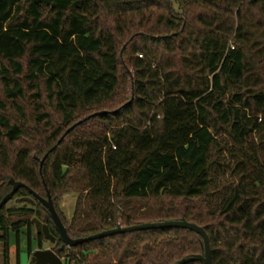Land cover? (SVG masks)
<instances>
[{"label": "trees", "instance_id": "1", "mask_svg": "<svg viewBox=\"0 0 264 264\" xmlns=\"http://www.w3.org/2000/svg\"><path fill=\"white\" fill-rule=\"evenodd\" d=\"M18 183L50 193L72 239L186 220L208 234L212 264H264V0H0V202ZM10 202L4 264L11 233L17 264L21 231L29 257L34 238L43 248L34 218L67 264L204 255L183 229L69 249L26 189Z\"/></svg>", "mask_w": 264, "mask_h": 264}, {"label": "water", "instance_id": "2", "mask_svg": "<svg viewBox=\"0 0 264 264\" xmlns=\"http://www.w3.org/2000/svg\"><path fill=\"white\" fill-rule=\"evenodd\" d=\"M254 1H259V0H254ZM105 114L106 112L96 113L78 122L65 133L62 139H64L73 129L82 125L83 123L90 120L91 118H95L97 116L105 115ZM44 161H45V158L40 163L41 168L44 164ZM21 188L26 189L34 199L38 200L47 209L50 215V218L55 226V229L57 233L59 234L60 241L63 243L65 247L69 249L77 247L85 243H88V242L105 239V238L112 237L115 235H123V234H128V233L144 232V231H150V230L183 229V230L194 232L202 238L203 246H204V255L200 257L185 260L181 262L180 264H188V263H194V262H200L202 264H212L211 244H210V239H209L208 234L203 228L195 224L189 223L186 220L167 221V222H159V223H146V224L126 227V228L118 227L113 230H108L102 233L91 235L87 238L72 239L68 235L66 227L64 226L59 214L57 213L53 200L51 198V195L48 191H47V198L44 199L40 197L38 194H36L29 187H27L25 184L18 183L14 186L13 190L8 195H6L3 198V200L0 202V210L3 207H5L13 199L15 194ZM23 202L27 204H34V200L32 198L21 199L20 203H23ZM32 223L34 224L36 233L38 235H43V237L47 241H49L51 244L56 243V238L52 235L51 230L47 224H43L40 220L36 218L32 220ZM31 264H64V262L56 253L53 252V250L40 249V250L35 251L32 254Z\"/></svg>", "mask_w": 264, "mask_h": 264}, {"label": "rangeland", "instance_id": "3", "mask_svg": "<svg viewBox=\"0 0 264 264\" xmlns=\"http://www.w3.org/2000/svg\"><path fill=\"white\" fill-rule=\"evenodd\" d=\"M125 86L127 87L128 84L126 83ZM76 200H77L76 194H69V195L64 196L59 201V208L67 218L72 217V215L74 213V209H75ZM22 205H23L22 203H19L16 200H14L8 204V208H19V207H22ZM11 241L13 242V244L14 243L16 244V238L14 239L13 235L11 236ZM54 246H55L54 244H51L49 241L44 239L42 249L48 248L49 250H52V249H54ZM38 250H40V249H38ZM31 257L29 258L28 252L23 250L20 253V264H31ZM63 262H64V264H67L64 259H63ZM0 264H4V248H3V245L1 243H0ZM9 264H17L16 245L14 247H12L10 250Z\"/></svg>", "mask_w": 264, "mask_h": 264}, {"label": "crops", "instance_id": "4", "mask_svg": "<svg viewBox=\"0 0 264 264\" xmlns=\"http://www.w3.org/2000/svg\"><path fill=\"white\" fill-rule=\"evenodd\" d=\"M25 232H26L25 230L24 231H21V235H20V253L23 250H25L26 252H28V239H27V237L25 235ZM12 235H13L14 239L16 238V235L15 234H13V233L10 234V250H11L12 247H14L16 245L15 243L13 244V242L11 241V236ZM32 244H33V250H34V252L36 250L40 249L39 246H38L37 241L35 240V238H34ZM42 250H48V248H44Z\"/></svg>", "mask_w": 264, "mask_h": 264}]
</instances>
